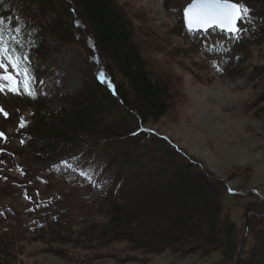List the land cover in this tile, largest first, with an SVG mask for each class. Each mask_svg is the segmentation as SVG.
Wrapping results in <instances>:
<instances>
[{
    "label": "trees",
    "instance_id": "trees-1",
    "mask_svg": "<svg viewBox=\"0 0 264 264\" xmlns=\"http://www.w3.org/2000/svg\"><path fill=\"white\" fill-rule=\"evenodd\" d=\"M166 1L162 4L169 3ZM179 1L171 3V8L165 7L174 19L177 37L213 75H234L246 60L248 49L264 44V0H234L245 3L253 16L251 24L240 25L247 31L235 41L215 31L202 35L187 32L182 12L190 0ZM126 5L115 0H0V18L19 41H9L10 51L15 49V54L21 56L36 93L29 97L21 91L22 110L29 117L25 127L14 130L18 144H10L6 136V140L0 139V264H26L21 260L22 244L29 241L92 252L91 259L85 258L82 264L106 257L100 251L111 243L126 244L124 248L132 257L168 250L178 256L197 254L205 258L218 254L222 264H264V231L253 234L251 246L245 248L250 219L240 237L223 213L222 194L255 196L257 208L248 210L257 216L264 214V199L254 191H229L225 181L152 129L151 125L174 107V100L168 80L150 69L138 48L141 45L133 44L134 12ZM48 12L54 17V35L62 33L63 45L75 43V22L90 29L96 51L105 61L112 90L92 79L78 91L57 94L58 107L46 102L43 93L49 86L43 82L47 74L40 69L39 59L46 49L43 38L50 24L44 15ZM16 27L21 29L19 34L14 31ZM52 90L57 93L55 86ZM87 96L96 102L97 114L80 107L81 103H89ZM154 146L156 153L151 151ZM173 157L180 159L177 168ZM62 160L69 161L76 171L62 166ZM189 168L197 173L201 186H194ZM17 170L19 178H34L32 171L38 170L35 179L40 174L49 178L52 182L47 185L53 183L58 196L22 212L5 205L11 199L10 193L15 194L23 185L11 174ZM80 171L87 172L91 182ZM164 187L169 191H164ZM179 191L183 194L181 213L173 217L169 227L164 232L155 226L143 228V217L137 215L138 194L148 201V194L169 197ZM194 196L195 205L204 206L207 202L205 208L211 209L208 214L190 212L185 201ZM135 205L139 208L130 209ZM158 206L152 203L150 208ZM97 215L105 218L103 224L93 221ZM198 217L206 224L198 226ZM55 253L63 255L60 251Z\"/></svg>",
    "mask_w": 264,
    "mask_h": 264
},
{
    "label": "rangeland",
    "instance_id": "rangeland-1",
    "mask_svg": "<svg viewBox=\"0 0 264 264\" xmlns=\"http://www.w3.org/2000/svg\"><path fill=\"white\" fill-rule=\"evenodd\" d=\"M115 1L127 4L126 6L134 12L133 26L136 32L133 44L141 45L138 48L142 51L146 64L166 78L170 85L174 107L157 123L151 125L152 129L184 151L192 160L199 162L217 179L225 181L231 191H254L255 195L264 199V44L253 45L248 49L246 60L234 75H213L192 49L177 37L174 19L168 15L165 8H171V3L174 4L175 0H168L169 3L166 4H162L163 0ZM183 1L186 0L179 2ZM132 12L129 14L131 17ZM44 18L50 26L44 34L43 43L46 49L39 59V64L40 69L47 74L43 80L49 86L43 93L46 102L51 107H58L60 95L78 91L92 79L102 82L98 78L100 72L104 73L105 78L102 83L109 86L105 61L96 51L90 29L80 21L75 22V43L63 45L60 41L62 33L58 31L54 35L52 14L48 12ZM108 65L110 66V63ZM113 73L117 80L120 79L117 71ZM48 76H52L51 79H48ZM54 86L57 88L56 94L52 90ZM23 99L22 92H0V108L8 113L5 117L3 112H0V132L10 139L9 143L12 145L18 144L14 130L19 129L20 118L27 120L29 117L28 112L22 110ZM86 102L89 103H81L80 107L89 108L92 113L97 114L96 102L91 100L90 96H87ZM2 146L3 142L0 141V147ZM151 151L158 152L155 146L151 147ZM173 159L177 168L180 159ZM189 169L194 186H201L202 182L198 180L197 173L193 168ZM32 172L35 174L34 178H19L18 170L11 173L17 177L18 182H23L20 183L23 185H20L21 188L15 194L10 193L11 199L5 201V205L17 212L33 208L39 203H49L58 196L59 192L54 189L53 183L47 185L51 181L49 178L40 174L36 180L38 170ZM164 191L168 192V187H164ZM148 195L150 199L147 201L145 197L141 198V193L138 194L140 201L137 203L140 206L137 205L141 209L138 207L137 215L143 217L142 227L149 229L155 226L164 232L173 217L181 213L179 207L183 194L179 191L173 192L169 197ZM222 197L223 213L236 227L240 237L244 225H247L246 222L250 219V227L245 234L247 238L244 239L245 248H248L251 246L253 234L264 231V214L257 216L248 210L252 206L257 208L254 205L257 201L255 196L249 194L243 198L222 194ZM195 198L185 197L190 212L201 211L204 215L208 214L211 209L205 208L208 207L207 202L204 206H198L193 202ZM152 203L159 205L160 216L156 212L158 207L150 208ZM134 208L138 209L136 205L130 209ZM93 221L103 224L105 218L97 215ZM196 221L198 226L206 224L199 217ZM125 245L111 243V246H106L100 251L106 257L92 260V263L222 264L218 254L203 258L197 254L178 256L168 250L158 255L132 257L126 247L124 248ZM22 250L21 260L26 264H82L81 261L85 258L90 260V256L94 255L88 250H73L69 247L60 249L56 246H46L39 241L22 244ZM58 251L63 253L62 257L55 253Z\"/></svg>",
    "mask_w": 264,
    "mask_h": 264
},
{
    "label": "snow or ice",
    "instance_id": "snow-or-ice-1",
    "mask_svg": "<svg viewBox=\"0 0 264 264\" xmlns=\"http://www.w3.org/2000/svg\"><path fill=\"white\" fill-rule=\"evenodd\" d=\"M251 13L252 9L245 3L234 2V0H191L183 8L182 15L184 25L189 33L198 30L207 32L209 29H219L235 41L240 38L242 33L247 31L246 28H242L240 25L252 23L253 16ZM12 31L13 29L6 27L5 20L0 18V92L7 91L20 94L21 89H23V94L34 97L36 93L32 86L33 78L28 68L23 65L21 56L15 54V49L10 51V40L19 43L17 37L11 35ZM14 31L19 34L21 29L16 27ZM24 59L27 58L24 57ZM213 67H215V63H213ZM9 68L11 71H9ZM98 78L103 82L105 79L104 73L100 72ZM0 112H3L4 116L7 117L8 113L2 108H0ZM25 126L26 121L24 117H21L19 127L23 128ZM0 139L6 140L3 132H0ZM2 151L3 149H0V152ZM73 159L76 158L73 157ZM0 163H3V161L0 160ZM60 163L65 168L76 171L69 161L62 160ZM79 174L91 182L87 172L80 171ZM26 198L30 199V197Z\"/></svg>",
    "mask_w": 264,
    "mask_h": 264
},
{
    "label": "water",
    "instance_id": "water-1",
    "mask_svg": "<svg viewBox=\"0 0 264 264\" xmlns=\"http://www.w3.org/2000/svg\"><path fill=\"white\" fill-rule=\"evenodd\" d=\"M183 24H184V22H183ZM184 27H185V25H184ZM185 29H186V27H185ZM187 30V29H186ZM210 30V29H209ZM217 30H219V29H217ZM195 33H198V32H204V31H202V30H198V31H194ZM240 251H241V249H240Z\"/></svg>",
    "mask_w": 264,
    "mask_h": 264
},
{
    "label": "bare ground",
    "instance_id": "bare-ground-1",
    "mask_svg": "<svg viewBox=\"0 0 264 264\" xmlns=\"http://www.w3.org/2000/svg\"><path fill=\"white\" fill-rule=\"evenodd\" d=\"M251 257V256H250Z\"/></svg>",
    "mask_w": 264,
    "mask_h": 264
}]
</instances>
